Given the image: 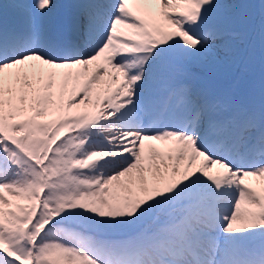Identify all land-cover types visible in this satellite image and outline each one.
<instances>
[{"label":"snow or ice","instance_id":"snow-or-ice-1","mask_svg":"<svg viewBox=\"0 0 264 264\" xmlns=\"http://www.w3.org/2000/svg\"><path fill=\"white\" fill-rule=\"evenodd\" d=\"M15 6L19 26L0 21V264H264V98L229 108L193 71L240 57L234 5L81 0L57 37L40 27L55 0Z\"/></svg>","mask_w":264,"mask_h":264},{"label":"rangeland","instance_id":"rangeland-1","mask_svg":"<svg viewBox=\"0 0 264 264\" xmlns=\"http://www.w3.org/2000/svg\"><path fill=\"white\" fill-rule=\"evenodd\" d=\"M228 1V3H227ZM235 1L236 8H239L240 11H244L245 7L247 8L246 18L242 14H228V9L225 10V21L226 24H229L233 29L239 30V41H244V45L239 47L241 55L237 58L235 63L232 64L233 60L228 59L223 51L221 55L224 63L222 65H216L215 67H199L194 68L200 74L203 75V80H210L212 82L218 83L221 87L217 93L223 91V88L228 89L226 92L230 95L231 103L234 102H243L246 100L249 90L254 88V92L258 95H264V89L261 90L257 88L256 82L262 80L264 82L263 71H264V43L261 41V32L264 30V24L261 22L264 21V15L260 12L259 9V0H222V3L233 5ZM231 13V12H230ZM236 19V21H235ZM248 26L247 33L245 32V26ZM231 30V28H230ZM254 43V45H253ZM224 70L231 71L235 74V78H231L230 81H222L217 78L216 74L218 73L215 70ZM256 69L255 74L252 73ZM243 75L245 82L238 85V80ZM225 77H228L226 73ZM158 148L163 149L165 145L157 143ZM254 182L252 179L250 180ZM259 182L252 183L257 185Z\"/></svg>","mask_w":264,"mask_h":264},{"label":"bare ground","instance_id":"bare-ground-1","mask_svg":"<svg viewBox=\"0 0 264 264\" xmlns=\"http://www.w3.org/2000/svg\"><path fill=\"white\" fill-rule=\"evenodd\" d=\"M0 6H2V7H0V10H3V14H5V15H9L10 17H17V18L21 19V13H22V12H19L18 9L16 10V9H15L16 6L9 7V6H7L6 4L1 3V2H0ZM18 15H20V16H18ZM7 26H8V28H10V24H7ZM217 59H218V58H217ZM217 61H218V60H217ZM165 87H166V86H165V85H162V84H161V85H158L155 94H156V93H159L158 96H163L166 92H159V91H160V90H165ZM224 92H225V91H224ZM224 92L222 93V91H221L218 95H216L215 98H221V99H224V97H225ZM247 104H249L252 108H254L253 105L251 104V100H249ZM254 109H256V108H254ZM256 110L259 111L258 109H256Z\"/></svg>","mask_w":264,"mask_h":264}]
</instances>
